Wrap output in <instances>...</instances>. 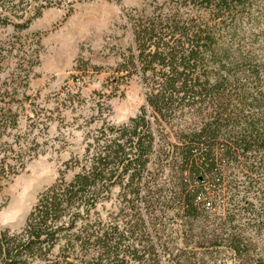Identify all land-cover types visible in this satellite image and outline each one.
<instances>
[{"label": "trees", "instance_id": "1", "mask_svg": "<svg viewBox=\"0 0 264 264\" xmlns=\"http://www.w3.org/2000/svg\"><path fill=\"white\" fill-rule=\"evenodd\" d=\"M33 1L0 0L1 25L24 28L51 3ZM256 2L165 0L129 17L119 69L140 76L144 103L103 122L65 163L71 178L0 231V264H264V56L242 25ZM17 123L0 105V188L32 150L3 141Z\"/></svg>", "mask_w": 264, "mask_h": 264}, {"label": "rangeland", "instance_id": "2", "mask_svg": "<svg viewBox=\"0 0 264 264\" xmlns=\"http://www.w3.org/2000/svg\"><path fill=\"white\" fill-rule=\"evenodd\" d=\"M50 1L24 28L0 23V105L18 120L2 138L18 136L32 148L0 188V231L19 230L38 194L63 172L71 178L65 163L83 154L103 122L121 124L139 112L140 76L119 69L133 46L129 19L165 0ZM251 10L255 19L242 25L256 33L254 47L264 56V0ZM116 192L99 206L104 217L116 209ZM258 240L264 246V229Z\"/></svg>", "mask_w": 264, "mask_h": 264}]
</instances>
